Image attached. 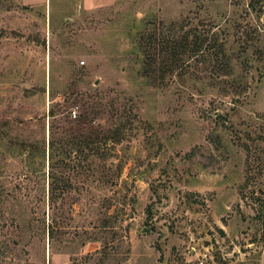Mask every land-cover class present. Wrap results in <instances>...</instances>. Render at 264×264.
<instances>
[{
  "label": "rangeland",
  "instance_id": "obj_1",
  "mask_svg": "<svg viewBox=\"0 0 264 264\" xmlns=\"http://www.w3.org/2000/svg\"><path fill=\"white\" fill-rule=\"evenodd\" d=\"M51 122L98 153L54 208L0 159V264H264V0H0V132Z\"/></svg>",
  "mask_w": 264,
  "mask_h": 264
},
{
  "label": "trees",
  "instance_id": "obj_2",
  "mask_svg": "<svg viewBox=\"0 0 264 264\" xmlns=\"http://www.w3.org/2000/svg\"><path fill=\"white\" fill-rule=\"evenodd\" d=\"M164 46H162V49L165 53H161L163 57H166L168 52L166 49L169 50V60L168 58L162 57L159 64V72H169L172 71V68L174 64L176 63L177 59L181 56V53L179 51V46L175 41H170L164 43ZM162 50V51H163ZM166 60L169 61L167 64ZM149 68H152L153 64L148 63ZM148 70V68H147ZM149 71V70H148ZM150 72V71H149ZM88 112H86L85 115H87ZM48 116L54 119V112L52 108L48 112ZM75 118H77L75 116ZM86 119L82 120V117H78L76 119L77 124L79 126L87 125L85 121ZM5 125V123H0V127ZM50 132H49V141H48V147L46 148L45 143L36 140L32 143H24L23 140H18L17 137H10V140L8 138V135L6 133L0 132V159L3 160V158L8 159H16L17 157H21V160L24 162L25 171L27 172V175H44L42 168L45 166V162L47 161V181H48V205L49 207H55L56 202L61 198L62 196L68 191L69 185L67 183V177H65L64 167L68 166L63 163L62 165H59V161L56 159L58 155H64L67 156L69 152H74L75 154L79 153L82 155V158L85 159L88 156H94L96 153L95 147H94V141H101V138L99 136L101 135L96 132H90V134L81 139L80 141H73V147L69 148V144L66 145L63 143V145L58 148L56 146V143L54 142L53 138V124L51 122L49 126ZM63 132L66 133L67 129H63ZM108 135L105 138V136L102 135V140H106L105 146L108 144ZM61 141L59 142V144ZM47 151V154H46ZM86 152V154H85ZM102 155V154H101ZM40 158L39 163H34V159ZM42 160V161H41ZM88 171L90 167H85ZM91 171V169H90ZM89 171V172H90ZM25 175V176H27ZM62 176V177H60ZM111 182V181H110ZM43 190V189H42ZM264 210V207H263ZM49 230V238H52V226H50Z\"/></svg>",
  "mask_w": 264,
  "mask_h": 264
},
{
  "label": "built area",
  "instance_id": "obj_3",
  "mask_svg": "<svg viewBox=\"0 0 264 264\" xmlns=\"http://www.w3.org/2000/svg\"><path fill=\"white\" fill-rule=\"evenodd\" d=\"M72 116H73V118H75V116H76V115H75V113H74V112L72 113Z\"/></svg>",
  "mask_w": 264,
  "mask_h": 264
}]
</instances>
